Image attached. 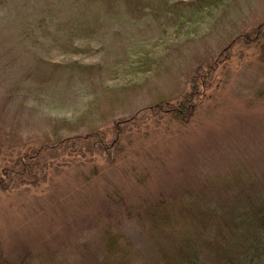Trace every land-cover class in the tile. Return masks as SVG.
<instances>
[{
	"label": "rangeland",
	"instance_id": "1",
	"mask_svg": "<svg viewBox=\"0 0 264 264\" xmlns=\"http://www.w3.org/2000/svg\"><path fill=\"white\" fill-rule=\"evenodd\" d=\"M193 2L0 0V264H212L264 192V0Z\"/></svg>",
	"mask_w": 264,
	"mask_h": 264
},
{
	"label": "trees",
	"instance_id": "2",
	"mask_svg": "<svg viewBox=\"0 0 264 264\" xmlns=\"http://www.w3.org/2000/svg\"><path fill=\"white\" fill-rule=\"evenodd\" d=\"M134 1L138 2L140 0H125V2L128 3H132ZM223 3V0H198V2H193L189 4L184 3V5H188V7H195L196 12L200 13L208 7L210 9L218 8L220 5H223ZM262 27H264V22L259 26L255 33L257 34V32H259V35ZM248 37L249 36H245L246 39ZM257 37L258 36H255L254 39H257ZM202 84L205 87V79L200 83L201 86ZM195 93L196 91L192 93V95L190 94V96L194 98ZM191 97L188 99V105L191 103L189 107H187V104L182 103L178 107L176 106V108L173 109L175 110L174 113L177 116H180L181 114L185 113L184 111L186 110L192 108L194 109L196 107V105L191 102ZM157 108H161V106L157 105ZM17 172L18 171H11L12 174H16ZM7 185L8 184H3V187H6ZM249 188L248 190L250 193L252 192L250 190H253L254 187L250 186ZM254 191L256 192H253V194L250 193L244 203H242L243 206L241 207V209L244 208L242 213L239 214V212L237 211L232 212L230 214L231 217L229 216V218H226L224 220L222 225L224 231H222L221 234L224 239V242L223 244L215 245V249L211 248V250L214 251V254H211L210 257L212 264H238L240 261V256H250L251 260L258 261L259 263L264 264V192L262 193L261 191H257V189H255ZM155 201L157 200H154L148 206H145V204L147 203H142V208H146V214L148 213V215H150V219L152 220L155 219L154 217H156V207L160 206L163 203L162 201L160 203H156ZM183 241L184 240H182V242ZM206 250H209V252H211L210 248L207 247L203 248V250L200 249V252L202 251L203 253ZM192 252L193 249L191 250V245L186 242H183L179 246V248H177V251L174 252V254L170 255L166 252L163 257L168 262V264H180L181 262L183 264H185V262L187 264H196L195 257H198L200 253L198 254L197 249L196 256L191 258ZM251 252L253 253L251 254Z\"/></svg>",
	"mask_w": 264,
	"mask_h": 264
}]
</instances>
